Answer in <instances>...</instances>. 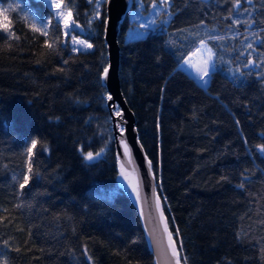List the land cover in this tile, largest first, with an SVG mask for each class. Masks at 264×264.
Wrapping results in <instances>:
<instances>
[{"label": "trees", "instance_id": "16d2710c", "mask_svg": "<svg viewBox=\"0 0 264 264\" xmlns=\"http://www.w3.org/2000/svg\"><path fill=\"white\" fill-rule=\"evenodd\" d=\"M55 3L71 9L83 29L76 34L93 49L45 46L54 34L63 39L49 15ZM235 4L133 0L117 36L121 93L152 161L182 264L184 257L187 264H264V155L256 148L264 144V0ZM0 5L11 6L6 15L20 37L0 38V264H153L137 212L116 183L100 79L104 0L91 24L95 0ZM153 5L160 7L154 12ZM20 9L51 21L49 36L34 32ZM153 20L145 36L125 39ZM201 39L217 63L205 87L180 66ZM249 59L257 66L245 68ZM31 139L38 140L32 167L42 178L22 191ZM101 149L93 161L84 159Z\"/></svg>", "mask_w": 264, "mask_h": 264}, {"label": "water", "instance_id": "95a60500", "mask_svg": "<svg viewBox=\"0 0 264 264\" xmlns=\"http://www.w3.org/2000/svg\"><path fill=\"white\" fill-rule=\"evenodd\" d=\"M132 4L133 0H104V19H107V23L104 24L103 28V41L106 49V66L109 67V76L106 79H101V82L107 92L106 106L112 130V143L116 163V183L129 198L137 212L146 245L152 255L153 264H165L155 239L158 237L165 247L168 244L160 212L156 209V196L159 195L156 178L152 175L154 173L153 169L149 170L148 168L147 161L149 159L139 141L134 115L122 96L118 76L119 46L117 36L120 24L130 11ZM108 94L112 95V101L107 100ZM118 110H122V117L115 115V112ZM121 119L124 121L122 126L125 131L123 133L120 132L121 124L119 122ZM121 139L125 140L129 145L131 163H129V157L124 155L123 145L120 143ZM121 163H123L126 173L131 174L130 178L139 181V199L136 198L137 193L132 190V184L129 183V179H125V176L121 175ZM161 208L164 213L162 200ZM164 216L166 217L165 213ZM168 230L171 232L169 226ZM175 247L180 256L176 243ZM170 264H175V258L170 260Z\"/></svg>", "mask_w": 264, "mask_h": 264}, {"label": "snow or ice", "instance_id": "6c2138e0", "mask_svg": "<svg viewBox=\"0 0 264 264\" xmlns=\"http://www.w3.org/2000/svg\"><path fill=\"white\" fill-rule=\"evenodd\" d=\"M70 2L73 4V6L75 5V0H70ZM88 2L91 4L93 2V0H88ZM137 2H139V0H137ZM161 2L165 5H169L170 6V0H161ZM102 0H95V12L94 15L92 16V19L89 21V23L91 24L93 21L100 19L101 17V12L98 10L101 6ZM240 5V0H236V4L234 5L235 9H238ZM55 8L57 9V11L53 14L50 13L49 15L52 16L54 15V17L57 20H62L63 22V40H61V38L58 35H53L52 42L49 43L48 40H45V46L48 49H53L54 47H56L58 44H60L61 46L64 47H68V40L70 39V44H71V51L73 52H83L86 50H90L94 48V45L91 43H88L86 40H80L77 38V35H73V33H77L79 30L81 29V26L79 24H77L75 22V20L73 19V15H72V11L71 9L67 8V5H64L62 8V4L61 3H55ZM160 5H153V9L154 12L157 8H159ZM13 11H15V9H13ZM173 14L169 13V20H164L161 21L160 23L163 24H167L170 22L171 16ZM77 16H79V13H77ZM33 20L36 19L35 16L32 17ZM11 21L9 20L8 16L5 15L3 17V21H0V38H4L6 40H19L20 37L15 35V33L12 31L11 29ZM41 27H37L35 24L30 25V27L33 29L34 32H39L41 35L48 37L49 36V24L51 23V21L48 20H41ZM107 23V19H103L101 20V24H105ZM156 23L155 20H153L151 23H147L142 25L143 31L138 33L139 35H145L147 32H149L152 28V26ZM233 23L235 24H239L240 20L236 19L233 21ZM55 28H59V25H55ZM225 37L223 36H211L209 37L210 40H223ZM262 43H264V41H261ZM12 45L9 44L8 47H11ZM247 47L249 49L253 48L252 44H248ZM199 55L200 59H199V63L194 64L193 63V58L197 57ZM249 55H251V53H249ZM216 56V53L213 51V49L211 47L208 46V43L206 40L201 39L199 41V46L197 48H195V50L193 52H191V55L188 58H181L183 60V64L184 66L190 67V68H194L195 69V75L198 77V79L201 81V83L204 86H207L210 83V79L213 76L214 72L217 70V63L216 60L214 59V57ZM64 63L66 64L67 61H64ZM180 61H178V65H179ZM256 65L254 64V61L249 59L247 61V63L244 65L245 68H250V67H255ZM260 66H264V63H261ZM240 70L237 69V72H239ZM109 76V67H103V72H102V76L100 77V79H106ZM234 78L239 79L238 76L235 75V73L233 74ZM113 97L111 94L107 95V100L108 101H112ZM115 107V106H113ZM115 115L117 117H122V110H118L115 112ZM121 124L120 127V132L123 133L125 131L124 127L122 126L124 121L123 119L120 120L119 122ZM237 123H239V121H237ZM262 138H264V134H261ZM120 143L123 145V149H124V155L129 157V163H131V152L129 149V145L127 144V142L123 139H121ZM38 147V140L37 139H31L30 142V146L27 148V154H28V158H29V165H28V169H27V174L23 175V182H21L19 184L20 189L23 191L25 189V186L29 184L30 181H32L33 183H35L36 180L41 179V175L40 172L38 170L34 171L33 167H32V163H31V159L32 156L34 154L33 150L37 149ZM257 150L261 153V155H264V144H260L256 146ZM46 147L45 146H41L40 147V154L42 155L44 151H46ZM104 152V149H101L99 152L97 153H93L91 151L87 152L86 154H84V159L88 162L93 161L96 157L101 156V154ZM147 165L149 170H151L152 168V161L148 160L147 161ZM121 167V175L125 176V179H129V183L132 184V190L134 192L137 193L136 198L139 199V181L137 179L134 178H130L131 174H127L125 169H124V165L123 163H121L120 165ZM153 177L155 176V173H152ZM13 179L15 180L16 177H13ZM241 187H243V184L240 185ZM166 199V198H165ZM22 205H18V207H20ZM156 209L160 212V218L161 221L164 224V232L167 234V239H168V244L165 247L162 243V241L156 237V243H157V247L159 248L160 251V255L163 258L165 264H170V260L172 258H175V264H181V258L179 256V253L177 251V248L175 247V241L173 240V234L172 232H170L168 230V223H167V219L164 216L163 210L161 208V200H160V196L157 195L156 196ZM155 231V230H154ZM177 234L179 233V229L176 230ZM5 244H7V241H4ZM181 247H182V242H181ZM18 250V249H17ZM169 250H170V256H169ZM86 251V250H85ZM88 260H91V257H87ZM184 260V264H187V257L183 258Z\"/></svg>", "mask_w": 264, "mask_h": 264}, {"label": "rangeland", "instance_id": "374dc122", "mask_svg": "<svg viewBox=\"0 0 264 264\" xmlns=\"http://www.w3.org/2000/svg\"><path fill=\"white\" fill-rule=\"evenodd\" d=\"M11 6L10 5H7V6H1L0 5V21H3V17L6 15V10L7 9H9ZM52 10H53V14L57 11V9L55 8V6H54V4H52ZM19 14H20V16L23 18V20L26 22V23H28L29 25H32V24H35L37 27H41L42 25H41V23H40V20L39 19H35V20H33L32 19V17H33V15L31 14V13H29L27 10H25V9H20L19 10ZM53 17H54V15H53ZM55 18V17H54ZM56 19V18H55ZM57 20V19H56ZM59 23H60V25H61V29H62V38H63V31H64V29H63V22H62V20H57ZM82 29V28H81ZM79 31H83V29L82 30H79ZM143 31V28H142V25L140 26V27H136L135 29H132V30H130V31H128L127 33H126V35H125V39H131V38H136V37H143V36H145V35H139L138 33H140V32H142ZM73 35H77V38L78 39H80V40H86L88 43H90V41L89 40H87V39H85V38H83L81 35H78V34H76V33H73ZM64 39V38H63ZM62 39V40H63ZM68 44H69V48L71 49V44H70V39L68 40ZM198 46H199V44H198ZM197 46V47H198ZM196 47V48H197ZM91 50V49H90ZM87 51V50H86ZM191 55V53L186 57V58H188L189 56ZM185 58V59H186ZM199 59H200V57H199V55L197 56V57H195V58H193V63L194 64H196V63H199ZM181 68L183 69V70H185L189 75H191L193 78H195L196 80H197V82L202 86V87H205L202 83H201V81L198 79V77L195 75V69L194 68H190V67H187V66H184V64H183V61L181 62ZM257 66V65H256ZM255 66V67H256ZM229 76H231L230 74H228Z\"/></svg>", "mask_w": 264, "mask_h": 264}, {"label": "crops", "instance_id": "0c3cea01", "mask_svg": "<svg viewBox=\"0 0 264 264\" xmlns=\"http://www.w3.org/2000/svg\"><path fill=\"white\" fill-rule=\"evenodd\" d=\"M195 79V78H194ZM196 80V79H195ZM197 81V80H196Z\"/></svg>", "mask_w": 264, "mask_h": 264}]
</instances>
